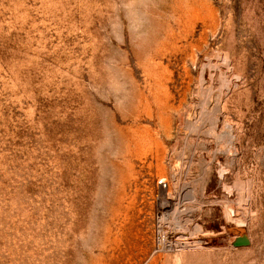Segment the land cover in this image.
<instances>
[{
    "label": "rangeland",
    "instance_id": "rangeland-1",
    "mask_svg": "<svg viewBox=\"0 0 264 264\" xmlns=\"http://www.w3.org/2000/svg\"><path fill=\"white\" fill-rule=\"evenodd\" d=\"M0 264H264V0H0Z\"/></svg>",
    "mask_w": 264,
    "mask_h": 264
},
{
    "label": "water",
    "instance_id": "water-1",
    "mask_svg": "<svg viewBox=\"0 0 264 264\" xmlns=\"http://www.w3.org/2000/svg\"><path fill=\"white\" fill-rule=\"evenodd\" d=\"M235 246H247L249 245V239L246 237H239L233 242Z\"/></svg>",
    "mask_w": 264,
    "mask_h": 264
},
{
    "label": "built area",
    "instance_id": "built-area-1",
    "mask_svg": "<svg viewBox=\"0 0 264 264\" xmlns=\"http://www.w3.org/2000/svg\"><path fill=\"white\" fill-rule=\"evenodd\" d=\"M157 184H159L161 188H165V186H166V184L163 180H159Z\"/></svg>",
    "mask_w": 264,
    "mask_h": 264
},
{
    "label": "bare ground",
    "instance_id": "bare-ground-1",
    "mask_svg": "<svg viewBox=\"0 0 264 264\" xmlns=\"http://www.w3.org/2000/svg\"><path fill=\"white\" fill-rule=\"evenodd\" d=\"M164 239H165V238H163V239L161 238V239H160V245H161V246H162V244L164 243Z\"/></svg>",
    "mask_w": 264,
    "mask_h": 264
}]
</instances>
